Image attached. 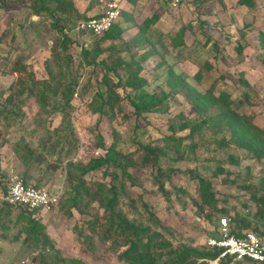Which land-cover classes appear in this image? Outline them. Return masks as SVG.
I'll return each instance as SVG.
<instances>
[{
    "label": "rangeland",
    "instance_id": "rangeland-1",
    "mask_svg": "<svg viewBox=\"0 0 264 264\" xmlns=\"http://www.w3.org/2000/svg\"><path fill=\"white\" fill-rule=\"evenodd\" d=\"M32 1L0 0V183L18 175L62 196L39 214L0 205V264H133L122 258L129 240L107 232L117 213L145 230V243H165L164 260L186 248L206 249L218 218L227 215L211 211L209 220L198 209L196 176L212 181L224 209L264 229L254 217L255 196H264V159L222 145L229 134L211 125L187 136L189 129L177 127L180 118L202 117L170 85L176 73L200 92L214 84L216 93L227 89L233 98L248 93L252 103L243 111L264 126V0L252 6L186 0L174 10L158 0H128L117 39L77 30L79 20L102 13L110 0H73L56 17L32 13ZM134 71L147 79V91L170 93L140 116L130 103L136 89L127 85ZM166 137L183 138L182 145ZM142 145L165 148L164 174L144 161ZM111 146L127 172L113 164L89 169Z\"/></svg>",
    "mask_w": 264,
    "mask_h": 264
},
{
    "label": "trees",
    "instance_id": "trees-1",
    "mask_svg": "<svg viewBox=\"0 0 264 264\" xmlns=\"http://www.w3.org/2000/svg\"><path fill=\"white\" fill-rule=\"evenodd\" d=\"M242 4L249 6L253 5V0H240ZM54 5V9L52 6ZM73 6V0H33L30 4L31 12L36 15L48 14L51 17H56L55 12H67ZM88 18V17H85ZM61 32H63V29ZM123 29L120 27L118 22H116L113 27L104 34L106 39H117L122 35ZM67 37V36H66ZM260 45L262 52H264V31L259 34ZM182 44V40H179L176 45ZM240 50V48H239ZM264 61V54H263ZM129 67H132L128 65ZM212 65L206 67V71L212 70ZM175 76L170 85L173 91L183 92L186 98L192 103L196 108L197 115L201 116V120H190L180 118L177 125L178 128L182 130H190L189 135L192 136L197 132H200L205 128L206 125H211L213 127L219 128L221 132H226L229 134L228 139L226 137L222 138V145L226 146L229 143L236 145L238 148L246 151L250 156L258 159H264V126L259 125L255 122V115L252 116L243 111L246 104L252 103L250 95L248 93H243L237 98H233L232 92L227 89H222L216 93L215 85L213 84L206 92H200L195 87H193L189 82L182 76L173 73ZM241 79H244L242 75ZM216 82V81H215ZM127 85L135 88V96L130 97V103L134 108L136 115L140 116L143 113L151 112L153 109L161 106L166 102L170 93L162 90L160 93H151L147 91L144 87L147 85V79L145 77H139L137 72L134 71L131 74V79L127 81ZM246 85L248 83L246 82ZM175 125L171 126V130H177ZM168 142H174L175 146L179 147L182 145L183 138L174 139L171 137H166ZM144 148V161L153 165L159 174L162 173L160 156L166 155L167 151L163 147H150L149 145H142ZM196 147V144L194 145ZM193 148V147H192ZM119 153L116 147L111 146L107 151L106 155L98 159L93 160L91 164V170L103 169L111 166L113 164L114 168H122L127 172V165L121 163L119 159ZM38 160V159H37ZM42 160V159H40ZM220 173L224 172V169L218 167ZM164 176V175H162ZM199 186V196L200 201L197 202L198 209L204 213L206 219L212 220L211 211H218L223 215H227L230 218L231 223V233L236 236L244 235L247 230H254L253 221L248 215H232L224 207L220 205V199L213 187V183L210 179L204 177L196 176ZM27 184V181H25ZM160 191H162L165 200H170L169 193L165 189L164 184H160ZM258 205V210L254 214L256 221L264 226V196H255L254 199ZM119 201L117 199L113 200V205H117ZM26 210V209H24ZM28 211V210H27ZM31 214L34 212L29 211ZM114 215V214H113ZM115 217L110 219V224L107 229L109 234L114 231V233L121 232L122 237H126L129 240L130 247L122 253V258L133 264H209V262L215 259L218 255L217 249H212L207 245L206 249L198 248H186L181 253L169 258L163 259V254L167 249L165 243L158 244L156 241L144 242L143 236L145 230L141 229L135 222L129 221V219L121 216L120 213L114 215ZM222 216V215H220ZM35 218V217H34ZM33 218V219H34ZM119 222V223H117ZM216 231L211 235L219 236V218L217 220ZM257 232L261 237L264 238V229ZM154 249H164L160 252ZM155 253V255H153ZM158 261V262H157ZM243 263L244 261H233L232 258H227L221 260V263ZM264 264V262L257 263L252 262V264Z\"/></svg>",
    "mask_w": 264,
    "mask_h": 264
},
{
    "label": "built area",
    "instance_id": "built-area-1",
    "mask_svg": "<svg viewBox=\"0 0 264 264\" xmlns=\"http://www.w3.org/2000/svg\"><path fill=\"white\" fill-rule=\"evenodd\" d=\"M128 0H110L102 13L83 18L77 22L79 32H87L101 36L118 22L122 14L123 5ZM170 9L180 8L185 0H159ZM100 155V151H96ZM60 189H50L27 184L25 180L14 175L8 183H0V205L19 206L34 214L53 210L61 200ZM208 246L217 249L218 255L214 262L232 258L233 261L264 262V238L254 230H247L244 235L236 236L231 233L230 218L219 217V236H211ZM23 264H37L24 262Z\"/></svg>",
    "mask_w": 264,
    "mask_h": 264
},
{
    "label": "crops",
    "instance_id": "crops-1",
    "mask_svg": "<svg viewBox=\"0 0 264 264\" xmlns=\"http://www.w3.org/2000/svg\"><path fill=\"white\" fill-rule=\"evenodd\" d=\"M159 1V0H158ZM185 2H186V0H185ZM164 4V3H163ZM165 5V4H164ZM184 5V4H183ZM166 6V5H165ZM167 7V6H166ZM168 9H170L169 7H167ZM170 10H174V9H170Z\"/></svg>",
    "mask_w": 264,
    "mask_h": 264
}]
</instances>
